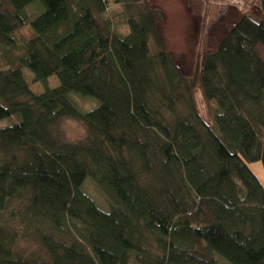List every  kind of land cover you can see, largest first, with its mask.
I'll list each match as a JSON object with an SVG mask.
<instances>
[{
	"label": "trees",
	"instance_id": "trees-1",
	"mask_svg": "<svg viewBox=\"0 0 264 264\" xmlns=\"http://www.w3.org/2000/svg\"><path fill=\"white\" fill-rule=\"evenodd\" d=\"M146 1L0 0V121L17 119L0 128V264H264V18L242 13L187 78Z\"/></svg>",
	"mask_w": 264,
	"mask_h": 264
},
{
	"label": "rangeland",
	"instance_id": "rangeland-1",
	"mask_svg": "<svg viewBox=\"0 0 264 264\" xmlns=\"http://www.w3.org/2000/svg\"><path fill=\"white\" fill-rule=\"evenodd\" d=\"M244 6L226 3V0L219 2H210L207 12L200 0H147L146 5L153 9L162 11L165 21L161 23V36L164 40L165 49L169 51L177 62L178 67L183 71L187 78H191L194 71L195 57L199 52L208 53L216 49L217 43L222 39L228 30V26L234 24L241 14L248 11L254 17L264 18L260 14L258 0H243ZM122 11L119 7H112L107 16L100 18V22L105 26L107 20L110 21L114 15ZM112 23V22H111ZM120 31L125 32V28L119 27ZM203 30V33H202ZM207 31L208 34H207ZM202 39V40H201ZM203 46L200 47V42ZM23 76L27 81L33 79V73L24 68ZM59 85L58 77L49 80L51 88H57ZM34 94L44 92L41 83H36L30 87ZM195 103L197 104L199 114L209 123L210 115L207 112V106L204 101L203 93L200 88L195 91ZM70 103L78 111L85 113L95 109L100 105V100L93 96H83L81 94L69 93ZM6 118L0 121V128L16 123V118ZM60 131L67 141L78 142L87 135V129L82 122L73 119L63 120L60 125ZM264 132V131H263ZM251 170L259 178L264 186V166L261 163H253ZM84 190L89 194L102 209H106L110 199L105 193H102L91 178L84 182ZM7 220L8 217H5ZM19 252H32L37 250V241L33 237L21 238L17 244Z\"/></svg>",
	"mask_w": 264,
	"mask_h": 264
},
{
	"label": "built area",
	"instance_id": "built-area-1",
	"mask_svg": "<svg viewBox=\"0 0 264 264\" xmlns=\"http://www.w3.org/2000/svg\"><path fill=\"white\" fill-rule=\"evenodd\" d=\"M226 3H231V4H237V5H240V6H244L243 4V0H226Z\"/></svg>",
	"mask_w": 264,
	"mask_h": 264
},
{
	"label": "crops",
	"instance_id": "crops-1",
	"mask_svg": "<svg viewBox=\"0 0 264 264\" xmlns=\"http://www.w3.org/2000/svg\"><path fill=\"white\" fill-rule=\"evenodd\" d=\"M193 1H194V0H191L192 3H193ZM259 9H260V8H259ZM157 10H158V9H157ZM260 14H262L261 11H260ZM262 15H263V17H264V14H262ZM238 19H239V18H238ZM238 19H237V20H238ZM160 28H161V24L159 25V29H160ZM208 32H209V31H207V34H208Z\"/></svg>",
	"mask_w": 264,
	"mask_h": 264
}]
</instances>
